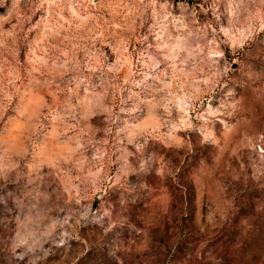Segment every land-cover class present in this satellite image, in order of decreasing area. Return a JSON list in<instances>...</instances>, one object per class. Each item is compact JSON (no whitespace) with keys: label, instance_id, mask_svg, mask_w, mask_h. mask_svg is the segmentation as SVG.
Returning <instances> with one entry per match:
<instances>
[{"label":"rangeland","instance_id":"374dc122","mask_svg":"<svg viewBox=\"0 0 264 264\" xmlns=\"http://www.w3.org/2000/svg\"><path fill=\"white\" fill-rule=\"evenodd\" d=\"M0 264H264V0H0Z\"/></svg>","mask_w":264,"mask_h":264}]
</instances>
